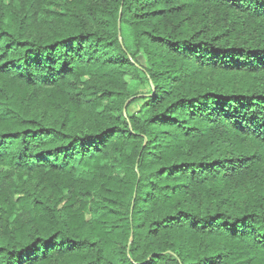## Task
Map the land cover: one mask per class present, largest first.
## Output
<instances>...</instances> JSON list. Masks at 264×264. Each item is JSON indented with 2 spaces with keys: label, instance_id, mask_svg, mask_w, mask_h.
I'll list each match as a JSON object with an SVG mask.
<instances>
[{
  "label": "trees",
  "instance_id": "trees-1",
  "mask_svg": "<svg viewBox=\"0 0 264 264\" xmlns=\"http://www.w3.org/2000/svg\"><path fill=\"white\" fill-rule=\"evenodd\" d=\"M0 264H264V0H0Z\"/></svg>",
  "mask_w": 264,
  "mask_h": 264
},
{
  "label": "rangeland",
  "instance_id": "rangeland-1",
  "mask_svg": "<svg viewBox=\"0 0 264 264\" xmlns=\"http://www.w3.org/2000/svg\"><path fill=\"white\" fill-rule=\"evenodd\" d=\"M124 38L127 40L128 44H130V41H129V35L126 31H124ZM138 60L140 61V63L146 67L147 65V61H146V58L143 56V55H140L138 57ZM128 81L130 82L131 84V81L130 79H128ZM130 89H131V92L132 94H146V93H149V89L148 88H144L142 86H134L133 84L130 85ZM135 99L134 98H131L128 103H132ZM142 102L139 101V102H134L130 107H129V112L130 113H135L139 110L140 106H141Z\"/></svg>",
  "mask_w": 264,
  "mask_h": 264
}]
</instances>
